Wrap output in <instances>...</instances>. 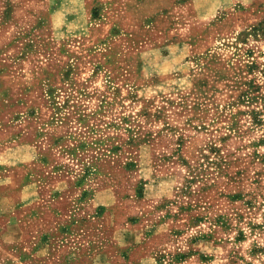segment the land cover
Listing matches in <instances>:
<instances>
[{
  "label": "rangeland",
  "instance_id": "1",
  "mask_svg": "<svg viewBox=\"0 0 264 264\" xmlns=\"http://www.w3.org/2000/svg\"><path fill=\"white\" fill-rule=\"evenodd\" d=\"M0 264H264V0H0Z\"/></svg>",
  "mask_w": 264,
  "mask_h": 264
}]
</instances>
